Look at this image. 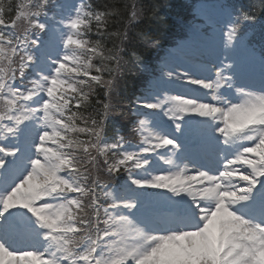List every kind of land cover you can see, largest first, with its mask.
<instances>
[{"label": "snow or ice", "instance_id": "1", "mask_svg": "<svg viewBox=\"0 0 264 264\" xmlns=\"http://www.w3.org/2000/svg\"><path fill=\"white\" fill-rule=\"evenodd\" d=\"M221 8L216 62L162 69L131 101L133 144L109 137L113 100L160 46L141 27L157 10L0 0V264H264V73L241 70L264 68V0Z\"/></svg>", "mask_w": 264, "mask_h": 264}, {"label": "rangeland", "instance_id": "2", "mask_svg": "<svg viewBox=\"0 0 264 264\" xmlns=\"http://www.w3.org/2000/svg\"><path fill=\"white\" fill-rule=\"evenodd\" d=\"M230 0H222V5L224 4H230ZM22 2V0H20ZM74 2H78V0H74ZM186 3V9H185V16L187 19H204L206 24H200L198 26V30L200 32H207V34L210 35V38L212 40V43H219V34L221 32V26H222V9L218 7L217 3H214L211 0H184ZM200 20L197 21L199 23ZM220 25V27H219ZM259 25H257V28ZM179 29V28H178ZM255 36L259 37V31L256 32ZM177 48H180L184 50L183 53H179L182 57H187L184 59L191 58V50L198 49V47H195L193 43L191 42H180L177 46ZM155 62L161 64L164 68H168L173 66V61L168 56H163L162 58L155 60ZM153 62V64H155ZM216 62V60L211 61ZM196 66H206L209 64L207 62L206 64H203L199 61H194ZM165 65V66H164ZM146 69V68H145ZM147 74V72H146ZM145 75V71L143 70H134V74L131 76V80L138 86V90L142 89V92L145 93L146 90L142 87L144 85V79L143 76ZM121 85V97L114 98L113 102H116L117 99L122 100L125 96V82L124 79H121L120 82ZM190 87L186 86V89L188 90ZM117 121L119 120L120 123H122L123 117H117ZM135 117L131 121V127L129 132L135 141H130V139H125L126 141H130L131 143L135 144L138 142V137L133 132ZM196 125L193 126L192 131H196ZM149 191H164V190H149ZM148 201H153L151 198L148 199ZM160 201V200H157ZM154 202V201H153Z\"/></svg>", "mask_w": 264, "mask_h": 264}, {"label": "trees", "instance_id": "3", "mask_svg": "<svg viewBox=\"0 0 264 264\" xmlns=\"http://www.w3.org/2000/svg\"><path fill=\"white\" fill-rule=\"evenodd\" d=\"M143 4L154 7L158 15L157 17L152 20L151 22L142 24L141 27L149 30L150 33L160 39L163 35V29L161 28L168 22L162 25L163 19H173V17H182L183 16V6L179 0H141ZM235 5L247 7L251 0H233ZM19 2V0H18ZM100 0H93V3H99ZM264 19V17H261ZM111 45H109L110 47ZM149 57V51L142 53L143 61H147ZM127 83L130 84V79H126Z\"/></svg>", "mask_w": 264, "mask_h": 264}, {"label": "bare ground", "instance_id": "4", "mask_svg": "<svg viewBox=\"0 0 264 264\" xmlns=\"http://www.w3.org/2000/svg\"><path fill=\"white\" fill-rule=\"evenodd\" d=\"M200 60L199 61H201V62H205V58L204 57H201V58H199ZM189 87H192V86H189ZM182 89V88H181ZM181 89L179 90V91H181ZM190 95H191V93H190Z\"/></svg>", "mask_w": 264, "mask_h": 264}]
</instances>
